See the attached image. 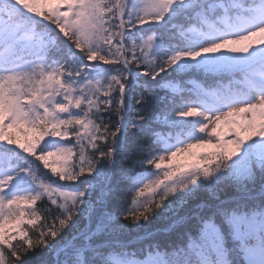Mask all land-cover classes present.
Here are the masks:
<instances>
[{"label": "snow or ice", "instance_id": "1", "mask_svg": "<svg viewBox=\"0 0 264 264\" xmlns=\"http://www.w3.org/2000/svg\"><path fill=\"white\" fill-rule=\"evenodd\" d=\"M262 34L264 0H0V264H264Z\"/></svg>", "mask_w": 264, "mask_h": 264}, {"label": "rangeland", "instance_id": "2", "mask_svg": "<svg viewBox=\"0 0 264 264\" xmlns=\"http://www.w3.org/2000/svg\"><path fill=\"white\" fill-rule=\"evenodd\" d=\"M255 39H264V34H262L260 37H256ZM223 127V126H221ZM212 149H208V148H195L192 150V152L194 153H200V152H204V151H211ZM193 162V157L189 156V155H183V156H179L174 160V163L176 164H190Z\"/></svg>", "mask_w": 264, "mask_h": 264}, {"label": "trees", "instance_id": "3", "mask_svg": "<svg viewBox=\"0 0 264 264\" xmlns=\"http://www.w3.org/2000/svg\"><path fill=\"white\" fill-rule=\"evenodd\" d=\"M145 28H148L149 26L145 25L144 26ZM157 29L158 30H162V29H159V26H157ZM163 75V74H162ZM159 79V77L157 78ZM13 160L15 163H18L20 165H23L25 163V161L21 160V159H18L16 157H13ZM22 184V181H17V187L13 188V192L14 193H17V192H20V193H23V192H27V191H30V189L26 188V187H19V185Z\"/></svg>", "mask_w": 264, "mask_h": 264}]
</instances>
